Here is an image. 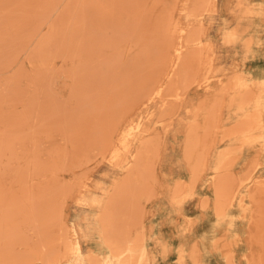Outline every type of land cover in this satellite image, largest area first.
I'll return each mask as SVG.
<instances>
[{
  "label": "rangeland",
  "instance_id": "1",
  "mask_svg": "<svg viewBox=\"0 0 264 264\" xmlns=\"http://www.w3.org/2000/svg\"><path fill=\"white\" fill-rule=\"evenodd\" d=\"M14 2L0 264H264V0Z\"/></svg>",
  "mask_w": 264,
  "mask_h": 264
},
{
  "label": "bare ground",
  "instance_id": "2",
  "mask_svg": "<svg viewBox=\"0 0 264 264\" xmlns=\"http://www.w3.org/2000/svg\"><path fill=\"white\" fill-rule=\"evenodd\" d=\"M8 1H10V0H8ZM15 1L17 2V0H15ZM27 1H30V0H27ZM13 2H14V0H13ZM7 3H9V2H7ZM14 3H15V2H14ZM17 3H18V2H17ZM8 5H10V3H9ZM16 6H17V4H16ZM9 9H10V6H9ZM4 10H5V9H4ZM11 10H13V9H11ZM14 11H15V9H14ZM15 12H16V11H15ZM8 14H9V13H8ZM1 15H3V14H1ZM1 15H0V16H1ZM9 15H10V14H9ZM9 15H7V16H9ZM17 16H18V15H17ZM19 18H20V17H19ZM2 19H4V16H3L2 18L0 17V20H1V21H3ZM6 19H7V18H6ZM1 21H0V22H1ZM20 22H21V21L18 19V23L20 24L19 27L21 28V27H22V26H21L22 22H21V23H20ZM16 24H17V23H16ZM19 24H18V25H19ZM6 25H7V27H8V24H6ZM18 25H16L15 28H17ZM52 27H53V29L55 28V26H52ZM8 28H9V27H8ZM23 29H25V28H23ZM50 29H51V28H50ZM2 30H3V29H2ZM17 30H18V29H17ZM7 31H8V30H7ZM21 31L23 32V31H25V30H21ZM30 31H31V30H30ZM3 32L6 33L5 31H3ZM18 32H19V30H18ZM32 32H33V30H32ZM32 32H31V37H30V35H28L29 38H33L32 36H34V35L32 34ZM23 33H24V32H23ZM6 34H7V33H6ZM20 34H21V32H20ZM52 34H55V32L53 33V31H52V33H51V31H50L49 33H47V34L44 36V38H42V39L40 40V43L38 44V46H37L36 48L40 50V49H41L46 43H47V44H48V43L50 44V43L52 42V40H51V42H49V41H50L51 38H53V37H52ZM55 35H56V34H55ZM18 36H19V35H18ZM21 36H22V35H21ZM21 36H20V37H21ZM26 37H27V35H26ZM28 37H27V38H28ZM24 38H25V37H24V34H23V38H21L22 40H20V41H22V42H20V43H22L23 46H24V43H25L26 40H27L26 38H25L26 40H25ZM13 40H14V39H13ZM15 40H16V39H15ZM15 40H14V41H15ZM23 40H25L24 43H23ZM30 40H31V39H30ZM53 40H55V39H53ZM11 41H12V40H11ZM16 41H17V40H16ZM18 41H19V40H18ZM20 43H18L19 46L21 45ZM47 44H46V45H47ZM25 45L27 46L28 44L26 43ZM26 46H24V47H26ZM21 47H22V46H21ZM21 47H20V50H24V49H21ZM15 48H16V47H15ZM25 49H26V48H25ZM37 49H36V50H37ZM42 49H43V48H42ZM42 49H41V52H42ZM45 49H46V47H45ZM17 50H18V49H17ZM20 50H19V51H20ZM39 50H37V53H38V54L40 53ZM43 51H44V49H43ZM12 52H14V50H13ZM12 52H11V53H12ZM15 52H16V51H15ZM17 52H18V51H17ZM20 52H21V51H20ZM35 52H36V51H35ZM35 52H34V54H35ZM37 53H36V54H37ZM10 55H11V54H10ZM33 56H34V55H33ZM70 244H71V247L73 248L72 251H74V252L78 251V245L76 244V242H74V244L72 245V240H70ZM49 262H50V261L47 260V261H45L44 264H49ZM69 264H70V263H69ZM121 264H126V262H123V263H121Z\"/></svg>",
  "mask_w": 264,
  "mask_h": 264
}]
</instances>
